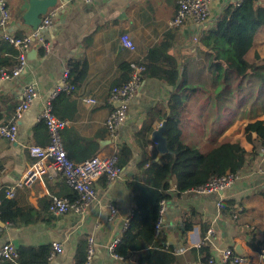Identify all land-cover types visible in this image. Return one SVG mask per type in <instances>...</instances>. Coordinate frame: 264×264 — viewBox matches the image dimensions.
<instances>
[{
	"label": "crops",
	"instance_id": "obj_1",
	"mask_svg": "<svg viewBox=\"0 0 264 264\" xmlns=\"http://www.w3.org/2000/svg\"><path fill=\"white\" fill-rule=\"evenodd\" d=\"M179 1L97 0L87 4L59 0L58 7L43 18L44 21L54 15L53 26L42 35L50 45V55L45 56L35 42L27 54L28 66L24 73L18 79L0 82V125L13 120L27 87L35 85L40 96L19 122L17 140L11 142L0 137V191L20 181L33 165L35 159L28 152L29 145L49 144V133L38 117L72 60L86 59L89 69L83 84L71 97L57 102L60 117H68L70 102L75 103L73 117L65 119L70 125L62 132L68 156L80 163L98 148V155H112L126 149L131 154L119 181L109 184L102 178L95 183L96 203L84 218L73 214L56 216L49 211L52 196L69 198L73 194L62 180L43 179L31 188L20 189L11 200V211L24 216L16 215V224L2 226L0 247L2 243H13L21 261L41 264L44 251L51 252L53 244L61 242L65 253L47 260L46 264H76L80 242L94 237L92 264H200L208 257L219 261L224 250H235L237 245L242 247L250 264H264L262 253L249 246L252 235L264 233V174L259 172L264 161L261 157L245 167L247 175L222 195L223 202L230 203L229 209L223 212L217 208L216 195L185 193L173 197L167 201L164 224L156 238L157 247L126 261L115 259L108 251V246L124 235L123 223L133 210L134 199L144 187L154 185L157 162L164 155L159 158L158 145L152 142L151 135L167 122L172 90L159 78L145 76L139 95L128 107V120L118 139L109 137L106 121L115 109L109 102L110 91L129 80V62L137 58L122 46L123 35L130 36L143 60L157 51L160 57L153 59L156 65L178 66L185 84L197 88L189 95L183 112L185 143L205 150L207 145L231 138L241 140L245 150L251 152L253 146L246 141L243 130L250 123L264 121V26L255 33L253 45L245 56L249 64L257 67V72L241 82L229 75L231 87L225 90L209 71V60L200 48L199 37L203 31L214 29L227 6L241 4L243 0H212L211 17L204 30L192 23L182 28L170 25ZM259 3L264 5V0ZM8 5L11 10L8 31L16 37L30 34L33 30L23 22L29 0H8ZM16 61L15 49L0 35V66L11 69ZM86 99H94L97 104L87 103ZM145 127L151 130L149 135L143 132ZM110 204L119 210L112 221L109 220ZM189 225L192 227L186 231ZM211 229L214 235L209 237ZM206 230L204 238L202 232Z\"/></svg>",
	"mask_w": 264,
	"mask_h": 264
},
{
	"label": "trees",
	"instance_id": "obj_2",
	"mask_svg": "<svg viewBox=\"0 0 264 264\" xmlns=\"http://www.w3.org/2000/svg\"><path fill=\"white\" fill-rule=\"evenodd\" d=\"M262 26H264V5L260 4L259 0H243L241 4L234 3L227 6L217 19L214 29L203 31L199 37L200 48L209 60V71L214 81L223 85L225 90L231 87L229 75H234L241 82L257 72V67L249 64L245 56L253 45L255 33ZM157 53V51H152L148 58L143 60L146 67L144 78L145 76L157 77L172 88L165 131L169 153L157 162L153 187H144L141 195L133 201L130 227L122 236L116 249V253L122 256L125 261L140 252L158 246L155 225L159 218L161 201H170L173 197L181 196L191 189L208 184L215 177L244 169L253 161L260 159L261 150L264 148V121L260 120L248 124L243 130L246 141L253 146L251 152L245 150L241 140L233 141L231 138L207 145L205 150L185 143L182 126L183 112L189 101V95L194 93L197 88L185 84L178 66L156 65L153 59L160 57ZM16 57H18L17 51ZM68 66L71 69V82L77 89L87 77L88 62L84 58L72 60ZM0 69L6 68L0 66ZM69 97H71L70 94L63 93L54 101L55 115L61 120L72 118L74 115L75 103L72 101L70 102L71 114H67L68 117H60L57 114V102L61 98L68 100ZM42 125L47 130L45 124L42 123ZM150 131L145 127L143 132L149 135ZM147 142L149 144L150 141L147 140ZM99 152L98 148L88 158L98 155ZM117 154L119 166L123 169L130 160V151L126 149ZM4 192L0 191V222L16 224L18 222L15 219L16 215H24L11 211L12 199H7ZM69 198L75 199L76 194L73 192ZM226 204L224 203L223 212L226 208L229 209L230 203ZM191 227V225L186 226L185 230L188 231ZM206 233L207 230L202 232L204 238H206ZM88 238H83L80 242L76 264H85L87 261ZM249 246L253 251L262 253L264 233L252 235ZM205 249L208 252L207 247ZM49 254L50 252L44 251L41 264L47 263ZM19 261L21 264H35L20 259Z\"/></svg>",
	"mask_w": 264,
	"mask_h": 264
},
{
	"label": "built area",
	"instance_id": "obj_3",
	"mask_svg": "<svg viewBox=\"0 0 264 264\" xmlns=\"http://www.w3.org/2000/svg\"><path fill=\"white\" fill-rule=\"evenodd\" d=\"M87 4L97 0H79ZM212 0H180L173 20L170 25L175 28H182L188 23H192L200 30H204L211 17ZM53 17L45 18L39 28L23 37L12 35L7 24L11 20V10L8 0H0V35L2 40L10 44L18 53V62L11 70L0 69V82H7L18 79L28 66L27 54L32 45L37 42L39 49H43L44 55L51 53L50 45L45 43L42 35L45 30L53 26ZM122 46L137 56L129 62L130 78L118 87L113 88L109 94V102L115 106L106 121V128L109 137L116 141L127 123L128 107L139 95L143 84L146 67L143 64V57L138 53L137 47L128 34L121 38ZM76 86L71 82V69L67 65L64 68L61 83L57 89L49 96L39 115V121L44 123L49 133V144L45 147L38 145H29L28 152L35 159L33 165L29 168L25 176L12 186L5 189L6 198L11 200L15 198L20 189L31 188L38 181L48 179L51 181H64L70 189L76 194L75 199L68 197L52 196L49 211L56 216L73 214L84 218L92 206L96 203L97 191L95 183L105 178L109 184L116 183L122 177V169L119 166V156L117 153L112 155H97L86 161L77 163L70 159L62 142V132L69 127L68 120L59 119L54 112V101L63 93L73 94ZM38 88L35 85L27 87L23 94L21 104L15 109L13 120L9 124L0 125V137L14 142L19 134V122L24 114L29 111L39 99ZM87 103L97 104L94 99H86ZM153 151V146L149 147ZM260 157L264 161V148L261 150ZM259 172L264 174V167L259 168ZM247 175L246 169H240L235 173H228L221 177L213 178L208 184L191 189L186 194H195L198 196L216 195L217 208L223 209L224 202L222 195L236 183ZM167 208V201L160 202L159 218L155 225V237H159ZM109 220L112 221L119 214V210L112 204L108 206ZM133 211L125 218L122 228L124 234L130 227ZM3 235V228L0 225V241ZM214 235V230L208 231V236ZM122 236L117 237L109 246V254L115 259L124 261V258L116 253ZM206 243V242H205ZM65 253L63 243L53 244L52 251L48 259L51 261ZM95 254V239L88 238L87 261L85 264H92ZM264 257V248L262 250ZM20 254L17 247L11 243H2L0 247V264H21ZM200 264H250L249 258L238 254L233 248L223 251L222 257L217 261L209 257Z\"/></svg>",
	"mask_w": 264,
	"mask_h": 264
},
{
	"label": "water",
	"instance_id": "obj_4",
	"mask_svg": "<svg viewBox=\"0 0 264 264\" xmlns=\"http://www.w3.org/2000/svg\"><path fill=\"white\" fill-rule=\"evenodd\" d=\"M67 0H62V3ZM59 5V0H29V9L23 15V22L26 26L30 27L33 31L37 30L46 17L52 10L56 9ZM115 106H118L117 104ZM167 122H164L157 130L151 135L152 142L158 145L159 158L169 153L165 131ZM4 226V223H0ZM235 251L238 254L244 255V251L240 245H237Z\"/></svg>",
	"mask_w": 264,
	"mask_h": 264
}]
</instances>
